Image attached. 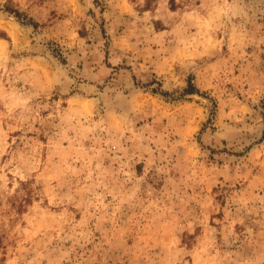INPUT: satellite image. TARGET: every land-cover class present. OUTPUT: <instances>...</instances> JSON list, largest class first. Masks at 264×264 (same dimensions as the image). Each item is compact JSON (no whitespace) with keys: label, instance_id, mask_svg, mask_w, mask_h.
I'll return each instance as SVG.
<instances>
[{"label":"rangeland","instance_id":"rangeland-1","mask_svg":"<svg viewBox=\"0 0 264 264\" xmlns=\"http://www.w3.org/2000/svg\"><path fill=\"white\" fill-rule=\"evenodd\" d=\"M0 264H264V0H0Z\"/></svg>","mask_w":264,"mask_h":264},{"label":"trees","instance_id":"trees-1","mask_svg":"<svg viewBox=\"0 0 264 264\" xmlns=\"http://www.w3.org/2000/svg\"><path fill=\"white\" fill-rule=\"evenodd\" d=\"M171 1H175V0H171ZM172 6L175 7V3L174 2H171ZM187 92H193L194 91V87L193 85L189 84V87L186 89Z\"/></svg>","mask_w":264,"mask_h":264},{"label":"built area","instance_id":"built-area-1","mask_svg":"<svg viewBox=\"0 0 264 264\" xmlns=\"http://www.w3.org/2000/svg\"><path fill=\"white\" fill-rule=\"evenodd\" d=\"M117 146L116 145H113V148L115 149ZM121 168H123V167H121Z\"/></svg>","mask_w":264,"mask_h":264}]
</instances>
